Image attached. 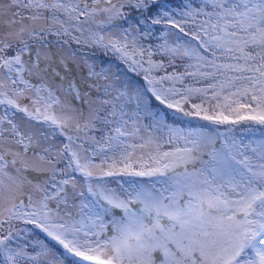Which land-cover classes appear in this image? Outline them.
Here are the masks:
<instances>
[{
    "label": "snow or ice",
    "instance_id": "1",
    "mask_svg": "<svg viewBox=\"0 0 264 264\" xmlns=\"http://www.w3.org/2000/svg\"><path fill=\"white\" fill-rule=\"evenodd\" d=\"M178 7L163 0L0 3L8 17L0 21V264H264V138L245 143L233 128L185 130L167 119L172 111L214 125L264 126V0H181ZM131 12L139 14L135 24ZM157 26L163 43L145 46ZM46 34L113 54L144 84L108 81L105 107L85 116L43 77L39 85L25 79L32 75L23 58L32 51L28 39ZM45 60L48 67L36 49L33 64L59 77ZM68 90L81 98L71 80ZM10 110L44 140L66 142L41 148ZM108 178L120 179L113 186ZM33 229L54 245L33 241Z\"/></svg>",
    "mask_w": 264,
    "mask_h": 264
},
{
    "label": "rangeland",
    "instance_id": "2",
    "mask_svg": "<svg viewBox=\"0 0 264 264\" xmlns=\"http://www.w3.org/2000/svg\"><path fill=\"white\" fill-rule=\"evenodd\" d=\"M9 0H0V3L7 5ZM127 11V10H126ZM103 17H98V19H102ZM7 16H0V21L7 20ZM43 21L36 22V26L39 27L40 24H43ZM47 26V25H46ZM127 27V26H126ZM111 33H105V35H110ZM116 35H119V30H115ZM25 39H28L25 37ZM62 37L57 35H45L43 40H31L28 39L30 44V48L32 51L25 54L23 57L27 60L28 66L32 70V75H28L25 73V79L30 81L32 84L39 85L41 83L40 77H43V83L47 85V87L51 88L56 94L60 97L62 101L70 100L75 108L83 110L85 116H87L88 112L92 108H102L105 107L101 104V101L105 98L104 89L108 81H112L114 86H118L121 80H127L130 83H134L139 85L136 81L131 78L125 77L124 74L120 71L118 72L119 77L116 78L113 76L114 68L110 64L105 73L108 74V80H105L104 72L101 70L100 62L98 58L86 51H82L76 48L74 45L65 44ZM174 41L172 38H169L168 43L172 44ZM163 43V40H162ZM36 49L39 50L40 53V61L39 63L45 67H48V61L45 60V57H51L53 63L51 67H55L59 72V77L54 74L48 73L44 74L37 68L33 61L36 60ZM60 61H64L67 65L65 68L60 64ZM90 70L95 73V75H90ZM71 80L74 83L80 92V99H72V94L68 90V83ZM191 83V81H188ZM110 96H115V87L109 89ZM4 114V108H0ZM9 116H12L13 119L19 124L21 131H23L26 135L31 133H36L37 137L40 139V147H48L49 145H53L56 148L62 147V144L66 141L63 137L56 136L50 137L47 140H44L42 136H40L39 129L33 123H29L24 117L23 114H15L13 115V110L9 111ZM104 114V113H102ZM144 123H147L145 121ZM169 123V122H168ZM175 127H180L178 124L169 123ZM184 129V128H182ZM188 130V129H185ZM208 130H217L214 126ZM221 133H226L223 130H218ZM90 135H93L89 133ZM62 166V165H61ZM77 179L79 180V174L77 173ZM34 176L38 179H42L43 176L40 173L32 172L30 174V178ZM120 178H108L113 184L116 185V180ZM124 180L128 179H140V178H130L124 177ZM123 181H121L122 183ZM126 186V185H125Z\"/></svg>",
    "mask_w": 264,
    "mask_h": 264
},
{
    "label": "trees",
    "instance_id": "3",
    "mask_svg": "<svg viewBox=\"0 0 264 264\" xmlns=\"http://www.w3.org/2000/svg\"><path fill=\"white\" fill-rule=\"evenodd\" d=\"M163 2L168 3L169 10L171 11H175L179 13L180 11L183 10L181 7H178V5H180L181 3V0H163ZM183 2L188 3V0H183ZM196 3L199 4L200 0H196ZM127 11H130V10H127ZM153 11H155V9ZM138 18H139V14L135 12H131V15L129 16V22L135 24V20ZM126 26L127 24L123 25V27H126ZM162 31H163L162 26H157L156 28L153 29L151 36L145 38V40L142 41V43L145 46H148L149 44L155 46V45L162 43V40H163ZM62 38L66 39L65 37H62ZM84 38L85 37H81L82 40ZM71 44L76 46V48L79 50L94 54L98 58L100 62L101 70L104 73L107 67L111 64L114 68L113 74L121 71L125 77L127 76L128 78L133 79L139 85L144 84L142 75H137L136 73L129 71L127 69V66L124 65L120 60H118L116 56H114L113 54L111 53L106 54L101 49L94 48L91 45L84 44V43H81L80 45H77L75 43H70V45ZM156 58L159 59L160 57L157 56ZM0 108H2V106H0ZM0 115H3L2 110H0ZM167 119L169 123L178 124L180 125V127L184 129H189V128L195 129V128L202 127V126L205 127L206 129H211L214 126L217 130H223L226 132L228 128H233L234 132L232 133V135H234L238 140L242 139L245 143L254 142L256 140L264 138V126L257 125L251 121L242 122L237 125H214L208 121H204V120H201L195 117H185L180 113H176L172 111L168 112ZM103 127H104L103 125L97 124V129H101ZM104 131L106 132L107 129L105 128ZM90 133L93 135H96L98 138L100 136L99 131H94ZM31 238L33 241L39 240V241L48 243L50 245H54V242L50 241V239L47 238L46 235L40 232L38 229L32 230ZM56 247L58 251H62L61 249L58 248V246ZM71 259L72 258L70 257L69 260Z\"/></svg>",
    "mask_w": 264,
    "mask_h": 264
}]
</instances>
